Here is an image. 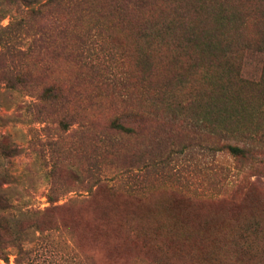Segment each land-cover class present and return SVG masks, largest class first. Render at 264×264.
Returning a JSON list of instances; mask_svg holds the SVG:
<instances>
[{
  "label": "rangeland",
  "instance_id": "rangeland-1",
  "mask_svg": "<svg viewBox=\"0 0 264 264\" xmlns=\"http://www.w3.org/2000/svg\"><path fill=\"white\" fill-rule=\"evenodd\" d=\"M173 1L39 0L49 5L32 27L48 28L50 50L24 40L28 84L11 89L0 76V264H264L263 163L223 147L264 154V58L249 51L235 67H207ZM261 2L228 0L248 12L233 38H257ZM0 9V27L18 17ZM187 18L199 32L216 27L206 13ZM78 35L114 54L110 81L90 72ZM49 85L61 89L54 103L40 97ZM129 110L147 119L122 118ZM120 117L128 130L111 126ZM158 205L178 217L172 238L144 216L149 208L165 226ZM196 214L200 228L185 220Z\"/></svg>",
  "mask_w": 264,
  "mask_h": 264
},
{
  "label": "trees",
  "instance_id": "trees-1",
  "mask_svg": "<svg viewBox=\"0 0 264 264\" xmlns=\"http://www.w3.org/2000/svg\"><path fill=\"white\" fill-rule=\"evenodd\" d=\"M148 1L149 0H136L138 4H146ZM185 1H188L189 5L187 4L184 6L183 3ZM3 2L14 6L18 13L17 18L11 20L6 26L0 27V44H2V49L5 48L2 53L3 57L0 60V76L1 80L6 83L8 88L15 89L26 86L29 78L33 76L27 69L23 68V60L26 58L27 52L20 47V44L27 39L30 41V45H37L41 49L50 50L51 35L48 32V28L41 25L34 29L32 27L34 24L33 21L43 16V11L49 3H40L39 0H0V3ZM207 2L208 4H206ZM173 3L174 5L171 9L178 16L176 21L183 26L182 37L185 39L186 44L189 43L190 46H195L196 54L194 57L203 60L207 67L222 66V70L235 67L238 60L249 51L257 52L264 58V26L258 31L257 38L254 41L244 40L241 42L239 38H233V33H237L239 27L244 24V17L248 15V12L228 7V0H174ZM261 3L263 4L261 6L263 8H256L255 12H253V16L258 24L264 25V0H262ZM3 13V10L0 9V19L3 17ZM188 13H190V15L195 14L196 18L201 13H206L209 17L211 16V20L216 24L215 29L199 32L196 23H192L188 20ZM173 26L174 21L169 19L159 24L158 28L163 32H169L173 29ZM143 27L142 31L147 30V25ZM145 35L147 36V33H145ZM92 38V36H77V39L83 43L80 55L89 61L87 64L89 65L88 69L90 72L94 75L95 73L98 74L104 81H110L113 76H116L112 66L114 54L109 50H105L101 44ZM175 46L181 48L184 44L177 39ZM139 59L141 67L140 75L147 77L151 66L149 57L146 53H142ZM125 76L127 82L128 75L125 73ZM59 89V87L54 85L46 86L41 91L40 97L49 101V103H54L60 96ZM122 118L129 119L131 122L140 123L145 121L147 116L139 110H129L123 114ZM120 121L121 117L115 118L112 120L111 126L120 130H128L126 125H123ZM197 143L202 147L201 149L209 152L211 151L212 155L213 148L203 143L202 138H200ZM223 147L228 153L237 158L245 159L260 155V157L255 159L263 163L262 166L264 168L263 153H258L249 146H239L231 143H225ZM179 207L187 211L183 207ZM155 209L157 213L162 214L165 219L167 218L165 226H163V221L157 219L153 215L155 212L151 211L149 208L144 209V216H146L149 221L151 220L150 222H152L156 230L159 231L163 228L165 234L170 233L169 237H174L172 235L177 231L171 222L174 221V217L167 212L168 210L165 205H158ZM211 231L212 230L209 232L211 233ZM210 233H208L207 236ZM207 236L205 238L206 241L208 239ZM183 239L189 242L186 237ZM206 241H204L201 246L204 245Z\"/></svg>",
  "mask_w": 264,
  "mask_h": 264
},
{
  "label": "bare ground",
  "instance_id": "bare-ground-1",
  "mask_svg": "<svg viewBox=\"0 0 264 264\" xmlns=\"http://www.w3.org/2000/svg\"><path fill=\"white\" fill-rule=\"evenodd\" d=\"M176 208H178V207H176ZM169 209L171 210V208H169ZM178 211H179V210H178ZM170 212H171V211H170ZM170 212H169V213H170ZM180 213H181V212H180ZM195 213H196V212H195ZM195 213H194V214H195ZM183 214H184V211H183ZM173 215H174V214H173ZM186 215H188V214H186ZM186 215H185V216H186ZM197 215H198V214H196V217H193V216H190V217H187V218L185 217V220H186V219H187V220H190L191 222H193V223L196 225V227H199V228H200V227H202L201 225H203L204 223H202V219L198 218ZM211 215H212V214H211ZM211 215H210V216H211ZM175 216H176V214H175ZM175 216H173V217H175ZM194 216H195V215H194ZM210 216H209V217H210ZM204 217H206V216H204ZM204 217L202 216V218H203L204 220L207 219V218H204ZM209 217H208V218H209ZM175 218H178V217H175ZM210 218H211V217H210ZM212 219L214 220L213 217H212ZM221 219H222V218H221ZM221 219H220V220H221ZM177 220H178V219H177ZM207 220H208V219H207ZM210 220H211V219H210ZM175 221H176V220H175ZM178 221H180V220H178ZM215 221H216V220H215ZM215 221H214V222H215ZM221 221H222V220H221ZM182 222H184V221H182ZM180 223H181V222H180ZM207 223H208V221H206V224H207ZM209 223H210V222H209ZM209 223H208V224H209ZM182 224H183V226H185L184 224H186V222H184V223H182ZM194 224H193V226H194ZM180 225H181V224H180ZM187 225H189V223H188ZM187 225H186V226H187ZM204 226L206 227L207 225H204ZM209 226H211V224H209ZM214 226H215V225H214ZM214 226H213V228H214ZM187 227H188V226H187ZM196 227H195V228H196ZM215 227H216V226H215ZM203 228H204V227H203ZM207 228H208V227H207ZM211 228H212V227H211ZM211 228H210V229H211ZM185 229H186V228H185ZM190 229L192 230L191 226H190ZM193 229H194V228H193ZM201 229H202V228H201ZM204 229H206V228H204ZM186 230H188V228H187ZM186 230H185V231H186ZM194 230H196V229H194ZM194 230H193V232H194ZM188 231H189V230H188ZM188 231H187V232H188ZM198 231L200 232V229H199ZM201 231H203V230H201ZM206 231H207L208 233H210L208 230H205V232H201V233H203V234L205 233L204 235H206V233H207ZM190 232H192V231H189V233H190ZM193 232H192V234H194ZM199 232L197 233L198 237H199ZM211 232H212V231H211ZM213 232H214V231H213ZM189 233H187V234H189ZM195 233H196V231H195ZM185 234H186V233H185ZM187 234H186V235H187ZM190 234H191V233H190ZM186 235H185V236H186ZM201 235H202V234H200V236H201ZM191 236H192V235H191ZM191 236H190V237H191ZM187 237H188V235H187ZM194 237H196V236H194ZM202 237H203V235H202ZM204 238H205V237H204ZM189 240H190V238H189ZM191 240H193V239H191ZM197 240H198V239H197ZM193 241H194V240H193ZM199 241H201V240L199 239ZM199 241H197V242H199ZM205 241H206V240H205ZM194 242H195V241H194ZM197 242H196V243H197ZM201 242H202V241H201ZM203 243H204V242H203ZM198 244H199V243H198ZM200 244H201V243H200Z\"/></svg>",
  "mask_w": 264,
  "mask_h": 264
}]
</instances>
